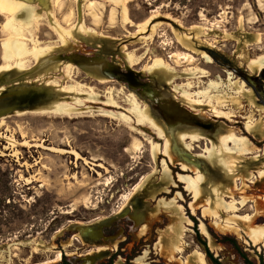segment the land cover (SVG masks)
<instances>
[{
  "label": "rangeland",
  "instance_id": "rangeland-1",
  "mask_svg": "<svg viewBox=\"0 0 264 264\" xmlns=\"http://www.w3.org/2000/svg\"><path fill=\"white\" fill-rule=\"evenodd\" d=\"M22 84L0 264H108L122 242L115 264H213L192 215L223 264L246 263L217 236L264 259V0H0V103ZM171 101L215 133L167 122Z\"/></svg>",
  "mask_w": 264,
  "mask_h": 264
},
{
  "label": "flooded vegetation",
  "instance_id": "flooded-vegetation-1",
  "mask_svg": "<svg viewBox=\"0 0 264 264\" xmlns=\"http://www.w3.org/2000/svg\"><path fill=\"white\" fill-rule=\"evenodd\" d=\"M109 64V63H108ZM109 65H112V66H114L113 64H109ZM114 67H116V66H114ZM116 68H118V67H116ZM118 69H120V70H122L121 68H118ZM105 71V70H104ZM123 72H131V71H129V70H122ZM136 78L135 79H133L132 81H133V83L134 84H130V83H128L127 81H124V80H119V78H117L116 76L114 77V79H117L118 81H122V82H125V83H127L128 85H130L132 88H135V89H138V88H142V89H144V90H146V91H150L151 92V90H150V88L148 87V83L147 82H144V81H142V80H140L139 79V77L135 74V73H133V72H131ZM147 74H148V72H147ZM150 75V74H149ZM252 79H254V78H252ZM259 80V79H258ZM170 104H171V106H172V108L174 109V111H176L175 113H174V115H172V117L171 116H169L168 114V116L167 115H165L167 112H166V110H165V108L167 107V105H168V103L166 104V105H162L161 106V108H160V110H158V112L161 114V116L167 121V122H169V121H171V120H174V119H177V121L175 122V123H178V124H180V123H194V124H200L201 122L204 124L205 123V125L207 124L205 121H202V119H200L199 117H194L192 114H190V113H188L185 109H182V107H180L178 104H175V102L174 101H171L170 102ZM163 112V113H162ZM165 116H164V115ZM180 117V118H179ZM183 117H185V118H183ZM187 117V118H186ZM206 128L208 129V131H212V133H215V129H216V126H214L213 124H211L210 122H208V124L206 125ZM213 137V136H212ZM193 216V215H192ZM193 217H195V216H193ZM197 219V218H196ZM198 220V219H197ZM193 226H194V223H193ZM124 243L125 242H122V243H120V245H119V249L115 252V253H113L109 258H108V264H110V261H112L113 260V264H115V260L120 256V255H122V251H121V247L124 245ZM129 258H131V257H128V260H132V258L131 259H129ZM64 260H66V261H68L70 264H72L65 256H63L62 257V260L60 261V262H57V263H54V264H59V263H62Z\"/></svg>",
  "mask_w": 264,
  "mask_h": 264
},
{
  "label": "trees",
  "instance_id": "trees-1",
  "mask_svg": "<svg viewBox=\"0 0 264 264\" xmlns=\"http://www.w3.org/2000/svg\"><path fill=\"white\" fill-rule=\"evenodd\" d=\"M192 222L194 223V231L196 234V238L197 240L203 245L206 255L207 257L210 259V261L213 264H223L220 260L219 257H216L214 255V253L211 251L206 239H204L198 229V220L196 219V217L190 216ZM220 243L223 244H228L230 245L235 252L240 256V258L246 263V264H255L253 260L250 259V257L248 256V254L243 250V248L240 246L238 240L232 236H222V237H218L216 238ZM260 263L259 264H264V259L261 256L260 257ZM59 264H70L68 261L64 260L62 263ZM110 264H113V260L110 261ZM129 264V263H127Z\"/></svg>",
  "mask_w": 264,
  "mask_h": 264
},
{
  "label": "bare ground",
  "instance_id": "bare-ground-1",
  "mask_svg": "<svg viewBox=\"0 0 264 264\" xmlns=\"http://www.w3.org/2000/svg\"><path fill=\"white\" fill-rule=\"evenodd\" d=\"M50 59V58H49ZM49 59L48 58H46V59H43V60H41L40 61V66H43V65H50V63H48V61H49ZM78 61V60H77ZM98 68L99 69H101V68H103L104 66L103 65H105V63H104V61L102 60V59H99L98 61ZM53 65V64H52ZM54 65H56V64H54ZM101 71V70H100ZM5 81H7V80H5ZM257 89V88H256ZM37 92H39V89L37 88V86L36 87H25L24 86V84H22V86H20L19 87V89H18V91H16L15 93H14V96H15V98H14V96H12V98H5V99H3V100H1V103H0V110H3V109H5V108H9V107H11V106H16V105H22V104H24V102H25V98L27 97V96H30L31 94H36ZM41 93V92H40ZM42 106H43V104H42ZM170 108H172L171 106H169V105H167V107L165 108V110H166V114L165 115H167V114H169L168 113V111H171V109ZM163 113V112H162ZM175 113V112H174ZM174 113H171V114H169V116H171L172 117V115H174ZM164 115V114H163ZM164 115V116H165ZM168 116V115H167ZM180 118V117H179ZM187 118V117H186ZM222 131V130H221Z\"/></svg>",
  "mask_w": 264,
  "mask_h": 264
}]
</instances>
